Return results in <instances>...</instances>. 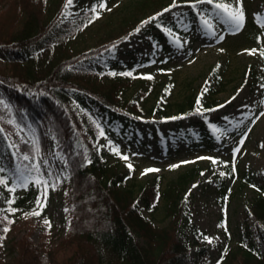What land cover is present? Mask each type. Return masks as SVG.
Returning a JSON list of instances; mask_svg holds the SVG:
<instances>
[{
	"label": "trees",
	"instance_id": "trees-1",
	"mask_svg": "<svg viewBox=\"0 0 264 264\" xmlns=\"http://www.w3.org/2000/svg\"><path fill=\"white\" fill-rule=\"evenodd\" d=\"M193 1L198 6L209 5L206 0ZM226 2L213 0V5ZM67 4L68 0H53L47 16L45 0H0V55L8 62L6 68L0 66V82L5 85L6 97L16 108L18 119L25 124L21 118L24 116L39 138L37 142H23L21 147L26 155L34 156L37 146L45 150L47 132L53 135L66 159L63 183L72 206L67 236L59 244H36L31 234L25 235L8 246L12 256L0 259V264H212L206 236L193 224L190 199L182 193L184 184L204 168L196 164L165 190L160 185L162 176L158 175L154 182L142 186L138 195L135 186L128 185L134 177L133 168L120 167L121 146L111 141L103 147L94 133L117 132L121 119L123 129L140 121L156 126L170 123L174 129L168 133L170 140L185 143L191 150L207 152L213 151L212 144L218 135L230 136L222 123H215L214 129L205 124L221 107L215 97L203 99L193 94L175 105L159 102L147 107L141 100L156 82L152 81L146 90L145 82L137 81L136 64L118 59L116 52L117 46L140 28L158 31L159 38L163 32L175 38L187 36L195 24L197 11L188 8L182 19L175 20H169L165 10L143 21L127 18L102 44L88 50L68 49L40 74L32 59L38 54L39 45L49 41ZM183 20L188 23L183 24ZM263 30L264 23L252 19L245 21L238 33L262 43ZM100 75L107 80L100 79ZM219 84L221 87L214 95L226 87L220 79ZM134 87L137 89L128 95ZM82 107L93 109L89 122L82 119ZM3 112L0 108V113ZM194 119L201 124L187 127ZM8 149L0 131V180L9 170ZM232 170L229 167L230 174ZM23 173L34 186L12 194L9 213H32L38 208L37 202L43 201L38 210L42 214L50 201L51 185L43 171L29 161L25 162ZM249 179L250 174L245 173L243 181ZM42 189L46 200L41 196ZM255 191L244 209L239 244L224 255L226 264H264V184ZM162 197L167 198L170 221L158 226L140 207V199L154 212ZM188 231L198 245L195 256L190 253Z\"/></svg>",
	"mask_w": 264,
	"mask_h": 264
},
{
	"label": "rangeland",
	"instance_id": "rangeland-1",
	"mask_svg": "<svg viewBox=\"0 0 264 264\" xmlns=\"http://www.w3.org/2000/svg\"><path fill=\"white\" fill-rule=\"evenodd\" d=\"M158 1L72 0L66 5L49 41L39 45L32 65L44 74L68 49L88 50L102 44L127 18L143 21L169 9V20H175L182 19L183 11L188 8L197 11L195 24L187 36L175 38L163 32L159 38L158 31L147 32L140 28L129 34L117 46L116 52L118 59L136 64L137 81L145 82L146 90L152 81L156 82L141 100L147 107L159 102L175 105L193 94L203 99L215 97L221 107L204 122L211 129L217 122L224 124L230 136L218 135L212 144L213 151L207 152L191 150L185 143L170 140L168 133L174 130L170 123L156 126L140 121L136 126L123 129L121 119L117 132L94 133L103 147L111 141L121 146L120 167L132 166L134 177L128 185L135 186L138 195H141V187L154 182L158 175L162 176L160 185L165 190L170 182H178L196 164L201 165L204 171L190 178L182 193L190 199L193 224L207 238L211 263L226 264L224 255L239 244L244 209L255 196L257 187L264 184V55L260 54L264 51V30L262 43L245 39L238 33L247 20L264 23V0H239L244 22L238 30L213 4L198 6L193 0ZM45 2L46 15L49 16L53 0ZM101 3L106 4V8H100ZM226 3L235 7L237 0H227ZM203 20H208L212 29H206ZM187 23L183 20V24ZM253 49L256 50L253 54L247 51ZM0 66H8L3 55H0ZM98 77L107 80L104 75ZM219 79L226 87L214 95V91L221 87ZM136 89L129 90L128 95ZM6 96L5 85L0 82V108L4 110L0 113V131L9 147L7 160L10 164L0 180L4 181L0 183V259H9L12 254L8 246L28 234L36 244H59L67 236L72 210L63 183L66 159L57 141L47 132L45 150L37 146L36 155H26L21 144L37 142L39 138L24 116L21 118L25 124L18 119L16 108ZM81 112L84 122H89V113H93V109L82 107ZM200 124L201 121L194 119L186 126ZM26 161L43 171L51 185L49 204L39 215L32 213L38 212L40 206L29 214L24 211L14 215L9 213L8 202L12 194L34 186L23 173ZM229 167H232L233 174L229 173ZM147 169L158 171L147 172ZM245 173L250 174L247 181H243ZM43 194L42 189L41 196ZM140 204L147 217L153 218L158 226L168 225L166 197L161 198L154 212L146 208L142 199ZM192 235L188 231L190 253L195 256L198 245ZM138 239L145 243L142 237Z\"/></svg>",
	"mask_w": 264,
	"mask_h": 264
},
{
	"label": "snow or ice",
	"instance_id": "snow-or-ice-1",
	"mask_svg": "<svg viewBox=\"0 0 264 264\" xmlns=\"http://www.w3.org/2000/svg\"><path fill=\"white\" fill-rule=\"evenodd\" d=\"M197 2H205V0H197ZM206 2L208 4H213V0H206ZM72 3V0H68V4L70 5ZM175 6V4L173 5ZM214 7L217 9H220L226 16L227 18L230 20V22L235 26V28L238 30L244 22V13H243V9H242V5L240 4L239 0H237V4L235 7L227 4V3H215ZM100 8H106V4L101 3L100 4ZM169 9H165V11H168ZM95 11V10H93ZM97 18H99V14H97ZM154 19V18H153ZM145 23H147V21H145ZM203 24L205 26L206 29H212V24L209 23L208 20H203ZM137 31H139V29H137ZM249 51L250 54L255 53L256 50H247ZM261 55H264V51H262L260 53ZM113 75H115V73H113ZM122 75H131V73H122ZM149 79L151 77H148ZM206 91V90H205ZM197 111L199 112L200 109L197 108ZM262 115H264V113H262ZM101 135H103V133H101ZM242 143V141H241ZM114 151H117L116 149H114ZM237 152L239 151V149L236 150ZM123 159L127 160L128 157L127 156H123ZM25 159H27V157H25ZM215 163V161H213ZM128 167L131 169V165L129 164ZM147 172H152V171H158V169H147ZM221 175H224L223 173H221ZM0 183H4V181H0ZM37 183H39V181H37ZM26 186V184H25ZM15 189H10V191H14ZM44 198L46 200V192L43 194ZM38 206L42 207L43 204L42 202L38 201L37 202ZM33 215H39L38 212H34L32 213ZM46 224L49 223V221H45ZM5 231H7V229H5ZM207 239V238H206ZM211 242V241H209Z\"/></svg>",
	"mask_w": 264,
	"mask_h": 264
}]
</instances>
